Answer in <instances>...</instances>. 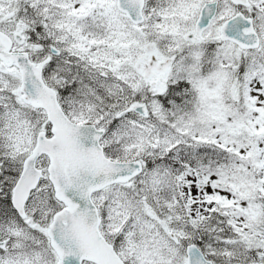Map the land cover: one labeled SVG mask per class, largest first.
<instances>
[{
  "label": "snow or ice",
  "instance_id": "snow-or-ice-1",
  "mask_svg": "<svg viewBox=\"0 0 264 264\" xmlns=\"http://www.w3.org/2000/svg\"><path fill=\"white\" fill-rule=\"evenodd\" d=\"M0 264H264V0H0Z\"/></svg>",
  "mask_w": 264,
  "mask_h": 264
}]
</instances>
